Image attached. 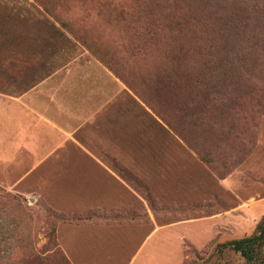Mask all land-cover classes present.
Here are the masks:
<instances>
[{"label": "rangeland", "instance_id": "374dc122", "mask_svg": "<svg viewBox=\"0 0 264 264\" xmlns=\"http://www.w3.org/2000/svg\"><path fill=\"white\" fill-rule=\"evenodd\" d=\"M156 1L0 0V100L80 53L122 85L108 118L128 139L121 155L0 157V187L26 206L36 246L45 208L71 220L54 222L66 264H243L218 244L252 235L264 214V19L220 52V92L221 75L200 66L207 37L183 21L198 10Z\"/></svg>", "mask_w": 264, "mask_h": 264}, {"label": "crops", "instance_id": "0c3cea01", "mask_svg": "<svg viewBox=\"0 0 264 264\" xmlns=\"http://www.w3.org/2000/svg\"><path fill=\"white\" fill-rule=\"evenodd\" d=\"M78 56L84 61L72 60L13 99L0 100V134L13 139V146L7 150L0 147V157L8 158L13 148L35 157L121 155L114 150L127 148V137L108 122L122 106L118 100L122 85L91 54ZM102 128L110 135L116 132L118 141L106 144L98 133ZM73 144H78L74 150L69 147Z\"/></svg>", "mask_w": 264, "mask_h": 264}, {"label": "trees", "instance_id": "16d2710c", "mask_svg": "<svg viewBox=\"0 0 264 264\" xmlns=\"http://www.w3.org/2000/svg\"><path fill=\"white\" fill-rule=\"evenodd\" d=\"M169 2L185 3L187 8L198 10V16L183 17V21L197 23L199 28L195 34L207 37L209 56L200 66L208 70L210 75L214 72L221 75L216 80L215 77L212 79L213 88L221 92V89L226 88L223 71L227 62L224 57L219 56L220 52L226 50V43L231 39L245 37L247 31L253 32L254 29L250 28L254 27L253 23L263 21L264 0H169ZM25 210L26 206L16 194L0 187V264H49L57 258L66 264L56 242L54 222L69 218L45 208L42 217L44 223L42 236L45 242L38 247L37 242L31 240V234L23 231L31 221L29 213L24 214ZM227 247L240 254L243 264H264V214L252 235L218 244L219 250Z\"/></svg>", "mask_w": 264, "mask_h": 264}]
</instances>
